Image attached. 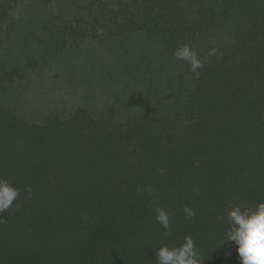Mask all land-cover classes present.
<instances>
[{
	"label": "trees",
	"instance_id": "1",
	"mask_svg": "<svg viewBox=\"0 0 264 264\" xmlns=\"http://www.w3.org/2000/svg\"><path fill=\"white\" fill-rule=\"evenodd\" d=\"M0 30V90L98 35L146 37L153 71L185 43L205 62L197 77L183 61L180 97L148 108L29 121L0 104V178L21 190L0 213V264H157L187 235L203 264H240L225 210L264 201V0H0Z\"/></svg>",
	"mask_w": 264,
	"mask_h": 264
},
{
	"label": "rangeland",
	"instance_id": "2",
	"mask_svg": "<svg viewBox=\"0 0 264 264\" xmlns=\"http://www.w3.org/2000/svg\"><path fill=\"white\" fill-rule=\"evenodd\" d=\"M70 1L81 0H59V5L64 8ZM3 35L0 30V59L6 57ZM11 54L15 56L14 47ZM158 55L146 37L106 42L98 35L27 73L22 81L5 86L0 90V104L15 108L29 121H42L85 105L121 109L120 102L140 108L170 103L187 86L182 78L183 61H175L169 68L155 66L153 71L149 65L157 63Z\"/></svg>",
	"mask_w": 264,
	"mask_h": 264
},
{
	"label": "clouds",
	"instance_id": "3",
	"mask_svg": "<svg viewBox=\"0 0 264 264\" xmlns=\"http://www.w3.org/2000/svg\"><path fill=\"white\" fill-rule=\"evenodd\" d=\"M217 48L209 49L208 55H216ZM174 61H184L189 65V71L199 77V70L205 62L197 51L187 43L179 45L173 53ZM154 195L151 188L140 189ZM20 189L13 186L8 180L0 178V213L9 210L20 196ZM187 218L196 216L195 209L185 206L183 209ZM225 219L228 227L225 232L227 242L237 246L236 251L240 264H264V201L259 202L251 209H242L239 205L229 206L225 210ZM155 220L165 229V235H171L170 215L163 207L155 208ZM0 222H3L0 220ZM230 255V253H226ZM157 264H203L201 253L191 235L184 237L178 246H161L156 251Z\"/></svg>",
	"mask_w": 264,
	"mask_h": 264
}]
</instances>
